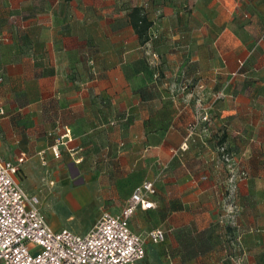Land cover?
<instances>
[{
	"label": "crops",
	"instance_id": "1",
	"mask_svg": "<svg viewBox=\"0 0 264 264\" xmlns=\"http://www.w3.org/2000/svg\"><path fill=\"white\" fill-rule=\"evenodd\" d=\"M133 6L152 20L143 45L128 22ZM0 73L7 118L32 109L33 124L18 128L50 134L36 150L40 165L73 161L65 150L52 155V136L69 128L77 146L90 107L100 124L103 105L116 168L100 175V209L118 212L145 179L156 188L154 207L138 208L130 227H161L165 253L147 241L137 264H172L182 230H207L209 247L173 261L264 264V0H0ZM21 153L17 178L36 195L23 184L26 151L0 142V156ZM229 164L247 174L234 176V192ZM231 205L234 221L224 215Z\"/></svg>",
	"mask_w": 264,
	"mask_h": 264
},
{
	"label": "built area",
	"instance_id": "2",
	"mask_svg": "<svg viewBox=\"0 0 264 264\" xmlns=\"http://www.w3.org/2000/svg\"><path fill=\"white\" fill-rule=\"evenodd\" d=\"M2 77L0 76V81ZM219 97V96H217ZM4 113L0 104V115ZM203 119L206 116H202ZM69 128L52 136L50 150L55 158L65 150L75 163V146ZM222 157L231 155L220 147ZM21 153L15 160L0 156V263L2 264H137L145 256L146 242L159 244L165 239L161 228H152L144 234L133 231L130 218L139 208L154 207L151 196L156 193L154 180L145 179L131 192L121 209L115 213L103 212L85 233H74L66 228L52 229L39 207V198L21 186L17 173L24 161ZM229 192L235 190V175L246 177L243 168L229 164ZM235 208H227L225 216L234 221Z\"/></svg>",
	"mask_w": 264,
	"mask_h": 264
},
{
	"label": "rangeland",
	"instance_id": "3",
	"mask_svg": "<svg viewBox=\"0 0 264 264\" xmlns=\"http://www.w3.org/2000/svg\"><path fill=\"white\" fill-rule=\"evenodd\" d=\"M183 9L185 13H189L191 10L188 5ZM240 64L242 63L240 62ZM94 96H97V94ZM13 100L17 103L18 98L13 97ZM6 103H8V99L3 93L2 78L0 81V104L4 106ZM18 104L21 105L20 100ZM102 107L103 105L100 103V124L94 116L95 107H90L88 129L76 133L78 136L75 141L77 146L74 145L76 154L83 156L79 163L62 158L49 160L45 165H40L36 159V150L47 143L50 134L46 130L39 131L36 129V131H33V128L31 129L29 125L28 127L18 128L19 124L22 125L24 122L33 124L32 109L27 111L28 116H23V109H15L13 116H10V118H7L6 111L0 115V142L3 146H6L8 151L25 150L28 154L29 159L24 165L23 184L28 190L36 193L46 223L57 228V230L66 228L70 231L79 232L85 229L86 225L92 227L103 212L112 213L110 209L104 207L100 209V175L109 176L110 171L116 168L112 157L113 153L108 147L110 134L107 127L110 125V120L104 112L101 113ZM44 114V121L49 127L56 130L57 125L55 126V123L58 122H53L49 118V111L46 110ZM9 120L11 124L7 125ZM60 121L64 122V120ZM51 178L55 179L53 185L49 183ZM64 182L73 187H64L63 185L58 187L60 183ZM177 233L174 238L175 240L177 238L181 240V248H169L171 255L177 256L175 259L179 255L181 259L192 257L197 255L199 251L209 247L207 230L199 233L182 230ZM163 243L153 244L149 249L158 253V257H160V253H165ZM175 259L172 258V264L185 263L181 259L178 262L173 261ZM156 264L161 263L157 261Z\"/></svg>",
	"mask_w": 264,
	"mask_h": 264
},
{
	"label": "trees",
	"instance_id": "4",
	"mask_svg": "<svg viewBox=\"0 0 264 264\" xmlns=\"http://www.w3.org/2000/svg\"><path fill=\"white\" fill-rule=\"evenodd\" d=\"M128 22L137 35L138 43L145 44L150 38L149 29L152 26V20L148 18L145 9L142 6L131 7Z\"/></svg>",
	"mask_w": 264,
	"mask_h": 264
}]
</instances>
